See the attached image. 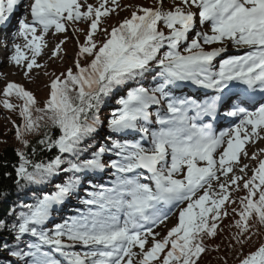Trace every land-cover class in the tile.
<instances>
[{
  "label": "snow or ice",
  "instance_id": "snow-or-ice-1",
  "mask_svg": "<svg viewBox=\"0 0 264 264\" xmlns=\"http://www.w3.org/2000/svg\"><path fill=\"white\" fill-rule=\"evenodd\" d=\"M22 3L25 14L3 46L9 63L23 69L25 78L43 67L37 57L49 32L72 27L74 35L82 33L79 23H86L87 31L82 44L77 40L75 71L69 67L52 74L43 107L34 93L13 81L0 92V105L18 112L21 120L12 122L25 149L15 152L16 183L39 185L71 173L56 191L23 205L10 226L0 220V232L6 230L16 241L33 238L27 250L19 244L9 248L5 241L0 251L17 258L15 264H198L208 250L205 240L217 235L219 221L229 215L226 204L239 205L232 209L238 216L236 244L243 247L254 228L264 227V159H259L264 149L251 157L246 151V145L264 140V0H172L170 8L156 0L152 7L123 9L119 0H0V30H6ZM128 8L133 9L130 17L110 31L101 27L118 9ZM226 41L248 50L221 59L216 69L213 62L227 51ZM64 43L55 45L52 57ZM212 45L225 46L205 49ZM188 85L212 94L203 99L178 94ZM121 89L126 94L116 100L119 107L106 124L105 140L111 143L94 146L90 141L104 127L105 100ZM12 97L21 103H12ZM221 109L238 122L216 131L213 122ZM53 129L59 134L54 136ZM37 134L30 144L26 137ZM136 134L139 140L126 139ZM28 149L31 157L53 149L59 154L37 162ZM106 155L116 159L105 164ZM241 156L258 160L251 176L248 165H240ZM106 170L111 186H92L89 179L80 198L83 209L46 227L55 207L78 194L81 176ZM241 190L246 195L233 199L231 193ZM173 215L177 223L158 239L156 228ZM239 264H264V243Z\"/></svg>",
  "mask_w": 264,
  "mask_h": 264
},
{
  "label": "trees",
  "instance_id": "trees-1",
  "mask_svg": "<svg viewBox=\"0 0 264 264\" xmlns=\"http://www.w3.org/2000/svg\"><path fill=\"white\" fill-rule=\"evenodd\" d=\"M86 62V59H81L82 64ZM73 70L75 71L74 67ZM45 90H47V87H45L44 85H42L38 91H35L33 88L31 90V92L34 93L36 99L39 101L38 106L40 107H43L44 101H46V99L48 98V94L45 93ZM124 94H126V89H121L119 91H116L112 96L106 98L101 110V119L103 120V122L108 116V111L113 108L119 107V105H117L116 103V100ZM11 102L14 104L21 103L17 99H12ZM13 113L14 115H12V113L9 111L5 114V120L9 125L10 130L9 128L6 130V127L4 128L2 124L0 125V220L5 221L9 226L15 220L16 216L24 210L22 207L23 205L35 203L42 192L46 193L53 190L55 185L62 184L68 179V176L71 175V173L66 174L61 172L39 185L24 184L22 181L20 182V184L16 183L15 166L18 165L19 160L18 157H16L15 152L18 149H25L15 138V127L14 129H12L11 127V125L13 126V121H15L16 124L21 123L18 112ZM52 132L54 136L59 134L57 129H53ZM107 134L108 131L104 122V127L99 130V134L96 140L90 141V143H92L94 146H98V144L101 142L110 144V140H105ZM38 136L39 134H37L36 136H27L26 138L29 140L30 144H34L38 139ZM27 151L29 152V155L31 157V150L28 149ZM58 154L59 153L55 149H53L51 151L40 152L35 157L31 158L35 159L37 162H47L50 158H53ZM86 155L90 156L91 153L89 152ZM65 158L69 159L71 157ZM5 173H9V175H5ZM89 177L93 178L92 175H89ZM84 178L88 179L81 176L83 184ZM244 195H246V192L244 190L232 192L233 199L242 197ZM79 196L80 195L78 191L77 195L72 196L69 199L71 201H74ZM238 207V203L229 204L227 206V208L232 209ZM226 210L228 211L229 215L219 221L217 235L213 238L205 240V244L207 245L208 250L202 254V257L199 260L198 264H200L202 260L206 259V254H217V260L215 262L214 260H212L213 263L210 262L211 264H239V260L243 258V255H246L250 251H254L256 247H258L261 243H264V227H258L254 228L255 235H253L251 240L248 241L243 247H241L239 244H236V242L232 239V236L237 231L234 227V221L238 219V216L231 210ZM62 215L63 213H61V216ZM46 227H49L48 222ZM31 239V236L25 235L21 238L20 241H16L13 236L5 230L4 232H0V249L3 248L5 241H7V246L9 248H16L17 244H19L20 247L21 245L26 243V240L31 241ZM229 245H231V247H229ZM0 254L6 253L0 251ZM2 261L3 259L0 256V264H2Z\"/></svg>",
  "mask_w": 264,
  "mask_h": 264
},
{
  "label": "rangeland",
  "instance_id": "rangeland-1",
  "mask_svg": "<svg viewBox=\"0 0 264 264\" xmlns=\"http://www.w3.org/2000/svg\"><path fill=\"white\" fill-rule=\"evenodd\" d=\"M136 1H138V2H136ZM136 1H134V0H119V4L121 6V9H123L125 5H129V4L141 5L144 7H147V5H148V7H152V6H155V4H156V0H136ZM146 1H153V4L151 2H146ZM88 2L95 4L96 0H88ZM169 2L172 3V0H165V3H164L165 8H168L167 5ZM151 4H152V6H151ZM126 10H127L126 12H121L118 9L117 10L118 14L114 13V14L110 15V17L106 18V23L101 24V27H106L110 31L112 26L118 25L119 22L122 21L124 18L130 17L131 11L133 9L128 8ZM16 13L17 14L14 17V21H15V23L13 25L14 28H13V26L10 27L11 29H13V30H10L12 32L16 30L17 21L25 14V6L23 3L21 5H18V12H16ZM76 27H79V28L84 30V32L79 33L82 35V37H79L78 33H76L74 35L72 27H69L65 33H58L56 35H53L52 32H49V34L45 37L46 47H44L42 49V54L37 57V62L39 64L43 65V67L39 68V69L34 68L32 70V72L30 73V79L24 77L23 69L12 65L11 63H9L8 60H7L8 63L2 64L0 66V72H1L0 90H3L6 83H8L9 81H13V82L21 84L23 86L26 85L27 88H30V89L33 88L35 91H38L42 85H44V84L47 85L50 82V80L52 78H54L52 75L53 73L58 74V70L61 69L60 71H62L64 69L66 70L67 68L72 67L74 64V61L77 59V56H76V52L78 49L77 40H79V42L82 44L84 33H86V31H87L86 23H79L78 25H76ZM203 30L208 31V25L207 24L204 26ZM96 38H98L97 40L99 41V40L103 39V36H102V34H98L96 36ZM61 40H65V43L62 45L63 51H61L56 57H52V51L54 50L55 45L57 43H59ZM18 42L22 43V41H18ZM225 45H226L228 50L223 54H231L230 53L231 49L233 50V48H235V47H233L231 45V43L227 42V41L225 42ZM225 45L205 46V49L211 50V47H219V46H225ZM5 51H7V50L5 49ZM223 54H221V55H223ZM226 57H230V56L226 55ZM45 72L48 73L47 76L44 75ZM45 91H46L45 92L46 94L49 93L48 90H45ZM180 91H185V87L180 89ZM12 99H16V98L12 97ZM112 111L113 110H111L110 113ZM11 113H12V115H14L13 112H11ZM108 118H109V116L106 117V119H108ZM5 119H6V117L4 116V113L0 112V121H1L0 125L2 124L3 127L4 128L6 127V130H7L9 128V125L7 124ZM104 122H105V124H107V120H105ZM11 127H12V129H14V126L11 125ZM9 130H10V128H9ZM117 138L121 141L123 139H125L123 137H117ZM117 138H114V139H117ZM126 139H128L129 141H133V140H139L140 137H139V134H137L136 138L127 137ZM260 149H264V140H258L255 144L250 143V144L246 145V151L248 152L249 157H251L252 153L259 152ZM113 159H116V157L114 155L110 156L108 159H105L104 162L108 163L110 160H113ZM259 159H264V153L259 154ZM244 164L248 165V169L246 171H247V176H249L252 172L251 170L254 167H256V165L258 164V160L254 161V160H251L250 158H245V157L241 156L240 165L242 166ZM106 171H107V173H106ZM106 171L103 173H100V174L101 175L109 174L110 170H106ZM237 174L238 175L240 174L238 172V170H237ZM112 179L113 178L111 177V179L109 180L110 181L109 186H111V184H112ZM221 179H223V177ZM214 184H215V182H214ZM79 208H81V207H79ZM81 209H83V208H81ZM226 209L232 211V208H226ZM176 223H177V217L174 216V218L172 220H168L162 226H160L158 228V232L161 235L167 229H170L171 227L175 226ZM53 225L54 224H51V227H53ZM159 238L160 237H158V239ZM222 248H223V246H222ZM79 250H82V249H79ZM206 256H207L206 259L202 260L200 262V264H211V263H213L212 260H214V262L217 260V254H213V255L206 254Z\"/></svg>",
  "mask_w": 264,
  "mask_h": 264
},
{
  "label": "bare ground",
  "instance_id": "bare-ground-1",
  "mask_svg": "<svg viewBox=\"0 0 264 264\" xmlns=\"http://www.w3.org/2000/svg\"><path fill=\"white\" fill-rule=\"evenodd\" d=\"M228 127V126H227ZM234 231V230H233ZM54 256L57 258V259H62L58 256V254H54Z\"/></svg>",
  "mask_w": 264,
  "mask_h": 264
}]
</instances>
